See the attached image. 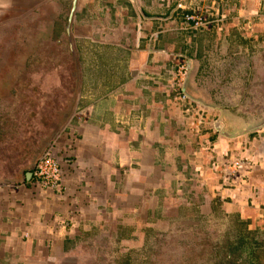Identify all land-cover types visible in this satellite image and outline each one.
Returning <instances> with one entry per match:
<instances>
[{
    "label": "crops",
    "instance_id": "1",
    "mask_svg": "<svg viewBox=\"0 0 264 264\" xmlns=\"http://www.w3.org/2000/svg\"><path fill=\"white\" fill-rule=\"evenodd\" d=\"M67 1L0 0V32L7 31L10 24L28 22L27 17L38 11V23L44 25L41 38H45V24H60ZM80 7L81 0L71 29L74 40ZM48 9L54 12L53 20L46 19ZM139 11L137 20L134 18L138 29L124 26L117 32L115 52L122 56L118 65L102 70L103 81L86 82L82 107L56 138L54 152L63 173L60 189L45 192L32 181L17 187L0 182V264H83L80 248L131 216L136 222L133 231L129 230V240L141 239L149 217L153 219L149 227L165 222L171 228L181 222V227L197 230L188 217L191 213L207 214L199 208L207 189L217 194L213 199L208 197L213 200L214 218L218 209L223 210L220 215L225 219L235 215L242 221L246 216L249 230L264 231V163L244 176L246 188L241 178L226 184L222 171L217 175L210 169L203 180L199 173L205 171L204 157L200 156L204 151H195L183 126L191 120L196 121L193 126L197 120L206 125L211 117L217 118L214 124L219 121L223 131L234 137L226 138L213 130L208 142L230 153L235 149L230 143L238 142V137L252 140L260 132L263 140L257 153L264 154V127L252 130L264 117L254 122V115L235 108L239 103H254L247 92L254 84V64L251 68L239 65L237 44L224 42L219 45L220 55L230 53L231 61L218 64V54L215 64L203 65L207 57L205 37L196 39L186 22L179 26L184 16L192 13L183 6L164 3L161 7L151 1L141 3ZM67 19L68 14L65 22ZM195 40L198 44L193 50ZM177 56L191 62L180 89L185 87L188 98L204 107V112L194 113L195 118L175 97L179 90L174 82ZM210 69L213 74H209ZM238 69L246 72L243 80H239ZM231 79L237 81L234 86L228 83ZM94 88L104 89L101 96L95 95ZM223 94L229 96L231 106ZM188 184L190 191L185 188ZM187 191L192 201L195 196L202 198L197 206L187 207L181 201Z\"/></svg>",
    "mask_w": 264,
    "mask_h": 264
},
{
    "label": "rangeland",
    "instance_id": "2",
    "mask_svg": "<svg viewBox=\"0 0 264 264\" xmlns=\"http://www.w3.org/2000/svg\"><path fill=\"white\" fill-rule=\"evenodd\" d=\"M151 1L161 7L164 3H174L192 11L196 23H192L190 29L195 31L196 39L204 35L206 41L207 57L203 65L215 64L218 60V64L230 62V53L221 56L219 45L224 42L237 44L238 64L249 65L250 68L254 64L255 73L251 76L254 84L247 91L254 97V103H239L235 108L254 115V122L264 117V0H81V13L73 40L76 57L64 37L66 16L71 10L69 0L63 9L60 24L49 23L54 12L47 10L46 19L49 22L45 24V38H41L44 25L38 23L37 19H41L38 18V11L27 17L28 22L10 24L7 31L0 32V182L14 187L21 185L54 134L66 127L78 107H82L81 97L85 94L86 82L91 80L95 84L94 80L96 83L103 81L102 70L118 65L122 58L115 52L119 44V28L125 26L134 30L138 26V29L134 18L137 20L139 16V5ZM183 23L184 19L179 26ZM191 44L194 50L198 42L195 40ZM199 48L202 49V46ZM186 60L189 59L182 56L174 58V82L179 89L175 97L182 108L189 107L180 95L186 76H181L177 66ZM210 73L213 74L211 69ZM237 74L239 80H243L241 77L246 72L238 69ZM228 83L234 86L237 81L231 79ZM93 90L95 95L101 96L104 89ZM238 91L240 94L237 96L241 98L242 90L238 88ZM222 96L227 99L228 105L232 103L228 95ZM189 112L197 117L194 113H198L199 108H191ZM216 119L211 117L206 125L199 120L196 126L191 125L196 123L195 120L183 124L195 151H204L200 156L204 157L205 171L201 170L200 174L194 168L195 173H199L203 180L210 169L218 175L217 171L220 173L223 167L221 165L229 164L232 159L248 158L253 170L261 167L264 154L257 153V146L261 144L263 139L259 136L263 137V134H254L252 140L241 136L235 139L238 142L232 140L230 144L235 149L230 153L208 142L214 135ZM237 145L240 148L236 149ZM241 180L244 186L245 178L241 177ZM229 183L233 182L226 181V184ZM185 188L191 189L189 184ZM189 191L181 201L188 204L187 207L197 206V201L202 198L195 196L196 201H192ZM212 196L217 194L213 195L207 189L199 205L202 213L206 210L205 216L190 212L188 218L192 225L199 227L197 230L183 228L181 222L171 228L165 222L161 226L149 227L153 223L149 217L144 223L148 228L142 233V240H129V230L133 231L136 222V217L131 216L130 219L120 220L123 222H116L113 226L115 231L109 226L107 231L101 232L100 238L89 240L81 247L79 252L83 264H264V231L249 230L246 216L242 221L235 215L225 219L220 215L223 210L218 209L217 218H214L215 211L210 207ZM119 226L128 230H118Z\"/></svg>",
    "mask_w": 264,
    "mask_h": 264
},
{
    "label": "built area",
    "instance_id": "3",
    "mask_svg": "<svg viewBox=\"0 0 264 264\" xmlns=\"http://www.w3.org/2000/svg\"><path fill=\"white\" fill-rule=\"evenodd\" d=\"M185 22L187 23L188 26H191L192 23L193 24L196 23L193 15L185 16ZM188 62L189 61H184L182 64H178L177 68L181 76L183 75L187 77L191 69L188 66ZM180 95H181V100L186 104H188L189 109L195 106L196 108H199V111L204 112V110L201 108L203 106L196 103V101H193V99L190 100L188 98L189 96L183 93V90L180 91ZM217 122L214 124V131L220 134V132L216 130ZM55 141L52 143L47 153L44 155V157L40 160V162L36 166L32 179V182L35 184L36 188L43 190L45 192L57 191L58 189H60L62 184L63 173L59 159L57 158L54 152ZM248 162H249L248 158L238 161L232 159L230 160L229 164H226L225 166L223 165L221 171L223 172L224 180L235 183L237 179L252 173L255 169L253 170L254 167H252Z\"/></svg>",
    "mask_w": 264,
    "mask_h": 264
},
{
    "label": "water",
    "instance_id": "4",
    "mask_svg": "<svg viewBox=\"0 0 264 264\" xmlns=\"http://www.w3.org/2000/svg\"><path fill=\"white\" fill-rule=\"evenodd\" d=\"M78 3H79V0H72V7H71V10L68 14V19H67V22L65 24V31H66V38L68 39L69 41V47H70V51L71 53L73 54L74 57H76V54H75V44H74V38H73V35H72V25H73V21H74V17H75V14L77 12V9H78ZM188 66L191 68V62L189 61L188 62ZM183 93L186 94L187 96L188 93L186 92V89L185 87L183 88ZM193 99V98H192ZM264 127V121L258 126V127H255V129H252V130H260L261 128ZM62 129V128H61ZM61 129H59L53 136V138L49 141V143L47 144V146L42 150V152L40 153L38 159L35 161L33 167L26 173V176L25 178L22 180L21 184L23 183H26V182H30L32 181L33 179V175H34V171L36 169V166L38 165V163L40 162V160L44 157V155L47 153V151L49 150V148L51 147L52 143L56 140V138L60 135L61 133ZM216 130L218 132H220V134L223 136V137H226V138H233L234 136H230L228 135L225 131H223L222 129V124L220 122H217L216 124ZM251 130V131H252ZM251 131H248V132H251ZM11 183V182H10ZM12 184H15V183H12Z\"/></svg>",
    "mask_w": 264,
    "mask_h": 264
},
{
    "label": "trees",
    "instance_id": "5",
    "mask_svg": "<svg viewBox=\"0 0 264 264\" xmlns=\"http://www.w3.org/2000/svg\"><path fill=\"white\" fill-rule=\"evenodd\" d=\"M187 15H193V13H187L185 16H187ZM185 16H184V17H185Z\"/></svg>",
    "mask_w": 264,
    "mask_h": 264
}]
</instances>
